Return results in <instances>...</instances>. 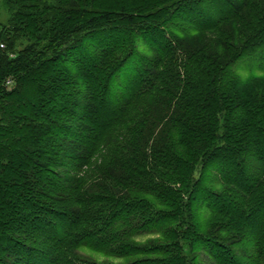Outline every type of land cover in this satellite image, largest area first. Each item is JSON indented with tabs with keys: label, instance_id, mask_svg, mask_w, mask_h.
I'll return each mask as SVG.
<instances>
[{
	"label": "trees",
	"instance_id": "obj_1",
	"mask_svg": "<svg viewBox=\"0 0 264 264\" xmlns=\"http://www.w3.org/2000/svg\"><path fill=\"white\" fill-rule=\"evenodd\" d=\"M256 1L264 16V0H221L216 20L194 19L198 33L215 34V46L233 55L218 65L210 62L212 81L197 97L177 98L176 111L157 131L159 141L151 140L142 158L137 155L143 149L131 147L130 136L117 125L140 102L157 98L161 80L176 78L174 68L161 69L160 58L141 67L129 78L128 94L115 102L113 79L133 54L131 38L116 41L118 30L84 22L64 27L69 19L53 17V26L62 24L55 36L65 46L57 49L58 42L50 57L23 63L25 57L9 58L1 46L0 101L8 99L4 108L11 109L0 122V264H96L81 248L125 264H200L198 252L217 257L215 264H238L242 249L248 264H264V74L235 83L227 73L264 47V17L245 38L238 33L250 27L246 10ZM180 3L173 13L182 10ZM38 11L19 12L21 23L34 25ZM225 23H235L238 32ZM15 28L7 30L9 46ZM88 39L105 47L86 49L82 43ZM77 50L82 52L71 56ZM204 62H197L200 71ZM11 76L15 91L6 92ZM82 90L86 98L80 102ZM161 103L167 107L171 100ZM213 163L219 164L215 178L208 175ZM196 203L208 210L204 222ZM146 232L161 241L133 243Z\"/></svg>",
	"mask_w": 264,
	"mask_h": 264
},
{
	"label": "rangeland",
	"instance_id": "obj_2",
	"mask_svg": "<svg viewBox=\"0 0 264 264\" xmlns=\"http://www.w3.org/2000/svg\"><path fill=\"white\" fill-rule=\"evenodd\" d=\"M180 1L182 2L180 3ZM32 2L37 7L27 8L30 3L24 4L21 0L19 2L0 0V48L3 45L2 49L9 58L25 57L23 63L30 62L34 56L32 59L43 60L53 55L54 45L58 42L60 43V47L57 46V49H64L65 45H61L59 36H55L57 32H61L62 27L60 25L62 24L53 26L52 21L54 20H51L53 17H58L59 21L69 19L64 27H74L79 22H84L91 27L100 26L99 28L102 30L111 29L112 33L117 30L120 31L117 34L118 36L115 37L116 41L121 40L125 35L129 41L132 39L131 45L133 47L131 46V49L133 54L112 82L110 91V99L112 101L121 102L122 98L128 94L131 74L141 67L146 68L150 64L154 66L158 58L161 59V69L172 67L177 71L175 79H171L167 75V78H164L163 81L161 80L162 92L157 98H152L150 101L147 98L145 102H140L138 107H135L134 111L126 115L124 120L117 125V129L120 130L121 134L125 133L127 136H130L129 145L131 147L139 146L143 149L137 155V158L144 157V150L150 151L151 140L154 142L159 141V134L156 136L157 131L164 129L163 124L166 118L173 111H176L177 106L174 103L177 98L181 94L187 95L188 100L197 97L196 94L199 93L198 89L202 90L204 87L206 88L212 81V72L208 68L211 63L217 65L224 63L226 60L231 59L233 55L232 50H228L222 46H215L213 40H211L215 34L210 32L198 33L195 30L196 28L192 26L194 19L198 16L208 21L216 20L218 17L217 10L223 9V7L218 5L221 3V0H214L212 2L201 0L194 3L191 0H32ZM178 3L183 6L182 10L178 13H173ZM253 5L246 10L247 16L245 17V22H249L250 27L247 28L245 33L238 32L235 23H225L224 27L232 31V33L236 34L238 32L243 37L247 32L252 31L254 29L252 23L259 19L261 22L262 17H264L262 16L260 2H253ZM35 10L41 12L40 20L35 21L34 25H23L18 13ZM151 20H153L155 28L150 27L152 26L150 25ZM263 22L264 19L262 20ZM13 27H17L13 34H11L15 38V42L9 46L8 42L6 43L4 40H6L8 35L7 30L11 31ZM131 27L136 29L133 33H130L129 29ZM102 35H100L101 39ZM67 39L63 41L66 43ZM82 45L86 49L89 46H93L91 48L94 50L98 49V46H101V48L105 47L103 42H99L97 39L85 40ZM29 47L30 50H27ZM77 52H82V50L72 51L71 56H74ZM212 60L214 61L212 62ZM197 62H204L202 67L206 66V68L200 71ZM227 73L230 76V80H234L235 83L248 82L250 79L264 74V47L237 60L228 67ZM74 74L73 77L78 78ZM9 79L4 84V89L6 92L15 91L16 86L13 76L9 77ZM77 82L79 88L81 87L82 89L83 84L81 80H77ZM82 91L79 94L80 102L86 98V92ZM166 99L168 101L171 100V103L167 107H164L161 101ZM7 100L0 101V122L3 118V112L11 109L4 108ZM192 109L189 106L185 111L188 112ZM3 119L5 120V117ZM139 121H142V127ZM72 129L74 131L76 127L73 126ZM148 130L153 131V133L156 132L153 135L154 138L152 135L148 136ZM141 131L143 132L141 133ZM146 143L148 146H146ZM219 145H223V142H219ZM159 147L161 148V144ZM149 160L153 161L152 157H149ZM212 165L208 175L215 178L219 164L213 163ZM198 177L199 173H195L194 179L196 180ZM117 189L118 191L124 190L123 186L117 187ZM195 212L199 220L204 222L208 215V210L204 207V204L196 203ZM130 223L137 225L138 222L133 221L132 223L130 221ZM129 226L130 228L133 227L130 224ZM122 231L128 233L125 228ZM129 236L132 238V234ZM38 237L42 239L41 236ZM158 238V235L146 232L139 236H134L132 240L136 245L147 247L161 241ZM45 245L49 246L51 243L45 242ZM80 250L79 252L83 257L94 261L96 264H125L119 259L103 256V254L87 248H81ZM188 251L189 248L185 246V255H187ZM238 251L242 253L238 256V264H248L249 258L247 255H244L242 249H238ZM13 255H24V253L14 252ZM197 257L200 264H215L214 261L217 259V257L210 256L204 252H198Z\"/></svg>",
	"mask_w": 264,
	"mask_h": 264
}]
</instances>
